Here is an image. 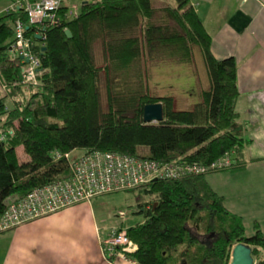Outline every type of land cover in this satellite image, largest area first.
Here are the masks:
<instances>
[{"label": "trees", "instance_id": "1", "mask_svg": "<svg viewBox=\"0 0 264 264\" xmlns=\"http://www.w3.org/2000/svg\"><path fill=\"white\" fill-rule=\"evenodd\" d=\"M68 2L59 10V24L43 31L28 25L23 12L0 16V82L13 100L10 108L8 98L0 97V122L6 117L10 127L5 141L0 135V217L30 191L71 176L68 161H53V152H111L202 165L234 152L235 163L225 171L154 181L128 191L155 197L139 201L144 221L125 230L137 247L129 257L137 264H230L232 247L244 244L253 264H264L257 257L264 234L255 225L246 236L242 220L227 211L223 197L205 181L245 165L246 142L236 125L234 59H214L210 37L188 0H94L80 5L77 18L66 19ZM17 20L24 23V36L40 62L36 81L41 86L34 88L37 92L31 89L28 99L19 84L22 65L10 50ZM97 46L102 66L96 65ZM194 50L202 57L209 87L189 111L176 110L172 96L150 95L141 77L132 88L124 72L143 62L188 65ZM151 104L162 106V122H143V108ZM20 147L28 157L21 163Z\"/></svg>", "mask_w": 264, "mask_h": 264}, {"label": "crops", "instance_id": "2", "mask_svg": "<svg viewBox=\"0 0 264 264\" xmlns=\"http://www.w3.org/2000/svg\"><path fill=\"white\" fill-rule=\"evenodd\" d=\"M188 1L210 37L214 59L233 58L236 63V125L246 142L244 168L216 174L220 175L216 186L207 183L244 228L253 232L257 225L264 234V0ZM187 73L179 79L185 86V107L175 103L178 111L191 110L209 87L207 74L197 90L192 73ZM91 203L0 233V264H106L101 244L108 235L97 232ZM80 211L87 212L86 220L77 216Z\"/></svg>", "mask_w": 264, "mask_h": 264}, {"label": "built area", "instance_id": "3", "mask_svg": "<svg viewBox=\"0 0 264 264\" xmlns=\"http://www.w3.org/2000/svg\"><path fill=\"white\" fill-rule=\"evenodd\" d=\"M70 0H12L6 12H23L28 25L41 31L59 24V10ZM94 0H80L78 4L66 5L65 18H77L82 3ZM25 25L17 20L14 25L15 40L11 45L12 59L22 65L25 82H35L40 62L31 52L30 38L24 36ZM40 32L35 36L40 38ZM24 82V81H23ZM234 152L225 154L209 165L157 162L111 152L82 153L70 161V154L62 156L53 152V161L64 157L68 161L71 176L36 188L19 201L11 203L0 217V233L11 231L25 223L55 214L80 203H89L94 198L117 192L135 190L154 181L177 180L195 177L232 167ZM124 213H118L123 218ZM137 247L126 236L125 230L111 229L101 244L106 264H137L129 255Z\"/></svg>", "mask_w": 264, "mask_h": 264}, {"label": "rangeland", "instance_id": "4", "mask_svg": "<svg viewBox=\"0 0 264 264\" xmlns=\"http://www.w3.org/2000/svg\"><path fill=\"white\" fill-rule=\"evenodd\" d=\"M79 1L80 0H70L68 5L78 4ZM155 2L160 4L159 1ZM9 6L10 2L8 0H0V16L7 14L5 10L9 8ZM100 54V48L97 46L95 48V57L98 61L96 62L97 66L103 65V62L100 61ZM124 72L127 77L131 78L130 83L132 84V88L134 87V83H136L135 80L138 79V77H141L143 82L145 80V84L150 95L155 97L170 95L174 98L175 103H178L180 107H185L183 97L185 95V86L183 83H179L180 75L182 76L184 72L192 73L197 90L204 86L203 81L206 79L205 66L202 61V57L197 50H194L192 62H190L187 66L179 65L177 62L172 61L143 62V66H140L139 68L128 67L124 70ZM19 84L22 91L25 93L26 99H28L31 89H33V92H37V89L35 90L34 88L41 86L38 80L35 82H25V80L22 79ZM5 96L8 98L7 101L9 103V107L11 108L13 100L9 95L8 89H6L4 84L0 82V97ZM36 100L38 101V99L35 98V102L32 104L33 107L37 105ZM101 103L102 108L106 109V96L103 85H101ZM7 125V119L6 117H3L0 122V135L3 141H5V130L7 131L10 128L7 127ZM82 153L83 152L81 151L72 152L69 156L70 161L75 160L81 156ZM142 153H144V151H142L141 154ZM16 155L20 163L28 160V157L23 153L21 147L16 149ZM219 179L220 175L213 174L206 176L205 181H211L214 183V186H216L219 183ZM154 198V196H146L143 192H117L92 200V220H94L97 225V232L99 231L103 235H108L111 229L118 228L126 230L130 227L143 223L144 218L143 215L138 213L139 209L137 204L139 201L148 202L154 200ZM120 212L124 213V217L122 219L118 218V213ZM76 214L82 220H86L88 218L87 212L85 213L84 211H80ZM245 230L246 236H250L252 234L251 227L245 228ZM257 257L261 259L264 258V249L261 254L258 253Z\"/></svg>", "mask_w": 264, "mask_h": 264}, {"label": "water", "instance_id": "5", "mask_svg": "<svg viewBox=\"0 0 264 264\" xmlns=\"http://www.w3.org/2000/svg\"><path fill=\"white\" fill-rule=\"evenodd\" d=\"M68 39L71 38L70 32L65 31ZM39 39L38 36H36ZM45 48H42V52ZM142 120L145 124H154L163 121L162 106L160 104L146 105L143 108ZM230 264H253L251 249L244 244H237L231 249Z\"/></svg>", "mask_w": 264, "mask_h": 264}]
</instances>
